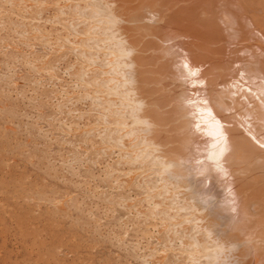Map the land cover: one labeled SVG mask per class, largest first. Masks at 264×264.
<instances>
[{"label": "bare ground", "instance_id": "6f19581e", "mask_svg": "<svg viewBox=\"0 0 264 264\" xmlns=\"http://www.w3.org/2000/svg\"><path fill=\"white\" fill-rule=\"evenodd\" d=\"M30 1L50 26L29 37L75 56L82 93L65 98L91 108L72 129L115 157L106 174L121 192L105 197L134 213L139 237L155 230L150 264H264V0Z\"/></svg>", "mask_w": 264, "mask_h": 264}, {"label": "rangeland", "instance_id": "374dc122", "mask_svg": "<svg viewBox=\"0 0 264 264\" xmlns=\"http://www.w3.org/2000/svg\"><path fill=\"white\" fill-rule=\"evenodd\" d=\"M17 1L24 7L20 10L15 7L18 10L12 14L9 5L0 1V26H3L0 27V264H150L152 257L142 245L153 240L159 247L155 230L139 237L133 229L134 213L121 204L113 208L106 198V195L118 197L121 192L105 167L113 164L115 157L90 147L98 138L85 140L72 129L88 122L85 116L80 117V112L91 108L86 97L79 96L77 102L65 98L64 92L82 93L69 75V64L75 56L65 50L58 52L54 44H43L29 37L31 26L50 25L31 18L30 0ZM5 6L8 13L3 9ZM43 9L44 18L53 15L52 7L46 5ZM43 58L45 64L40 60ZM71 110L76 112L69 113Z\"/></svg>", "mask_w": 264, "mask_h": 264}]
</instances>
